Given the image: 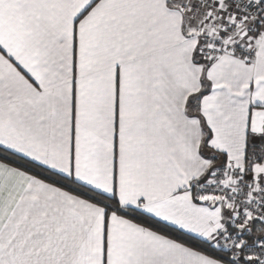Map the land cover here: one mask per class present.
<instances>
[{
    "label": "snow or ice",
    "instance_id": "snow-or-ice-1",
    "mask_svg": "<svg viewBox=\"0 0 264 264\" xmlns=\"http://www.w3.org/2000/svg\"><path fill=\"white\" fill-rule=\"evenodd\" d=\"M0 264H264V0H0Z\"/></svg>",
    "mask_w": 264,
    "mask_h": 264
}]
</instances>
